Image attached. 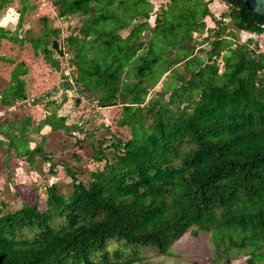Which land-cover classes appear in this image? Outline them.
Segmentation results:
<instances>
[{"label":"trees","instance_id":"16d2710c","mask_svg":"<svg viewBox=\"0 0 264 264\" xmlns=\"http://www.w3.org/2000/svg\"><path fill=\"white\" fill-rule=\"evenodd\" d=\"M209 1L166 0L154 9L152 0H51L57 16L80 17V34L65 38L76 99L90 94L101 107L119 100V124L130 135L90 143L101 165L87 182L69 163L50 162L70 177V190L52 182L44 208L24 203L0 213V264H136L137 248L168 254L187 230L210 233V264H232L235 251L264 264V50L252 37L228 39L223 21L257 35L264 26L231 3L214 17ZM207 16L216 24L207 26ZM47 41L43 55L61 69ZM199 41L209 47L197 53ZM50 43L65 55L62 42ZM13 76L11 97L23 99ZM51 115L41 125H62ZM37 152L51 160L39 145L23 155ZM111 242L125 250L107 251Z\"/></svg>","mask_w":264,"mask_h":264},{"label":"rangeland","instance_id":"374dc122","mask_svg":"<svg viewBox=\"0 0 264 264\" xmlns=\"http://www.w3.org/2000/svg\"><path fill=\"white\" fill-rule=\"evenodd\" d=\"M165 1L152 0L154 9ZM208 6L214 17L228 10V5L219 0H210ZM153 18L152 14L149 17L151 24ZM223 22L224 30H230L226 33L228 39L241 42L252 37L259 49L264 50V33L257 35L239 29L231 30L232 21L228 17ZM80 23L77 14L66 18L57 16L51 0H0V213L14 210L24 203L36 202L44 208L45 187L48 184L56 182L62 192L70 190V177L60 166L52 168L50 162L69 163L75 168L77 177L87 182L88 170L101 165V162L92 159L90 143L100 138L107 139L110 133L122 138L130 135L129 128L119 124L122 118L119 100L114 105L101 107L96 105L90 94H81L77 100L75 84V88L68 92L58 90L61 87V70L66 72V58L71 56L66 49L65 38L79 35ZM205 23L207 26L216 24L209 16L205 17ZM126 32L122 30L120 33L124 35ZM52 39L62 42L65 56L60 57L50 48ZM44 40L52 58L59 59L61 69L45 59L42 51ZM199 42L195 49L197 53L199 48L209 47L206 41ZM218 64L221 69V62L218 61ZM67 68L71 72V65ZM14 73L22 81L23 99L11 97L10 91L18 88L13 79ZM49 114L62 125L52 129L49 125H41V120ZM75 126L81 127V130ZM34 145H39L46 158L51 160L43 159L40 152L27 159L23 152ZM116 248L124 249L122 244L111 242L106 250L112 252ZM137 250L141 261L136 264H210L215 253L209 232L192 234L190 230L173 242L168 254L158 253L149 245ZM232 254V264H247L245 251Z\"/></svg>","mask_w":264,"mask_h":264},{"label":"water","instance_id":"95a60500","mask_svg":"<svg viewBox=\"0 0 264 264\" xmlns=\"http://www.w3.org/2000/svg\"><path fill=\"white\" fill-rule=\"evenodd\" d=\"M233 4L254 22L264 26V0H219Z\"/></svg>","mask_w":264,"mask_h":264},{"label":"built area","instance_id":"2783aa9c","mask_svg":"<svg viewBox=\"0 0 264 264\" xmlns=\"http://www.w3.org/2000/svg\"><path fill=\"white\" fill-rule=\"evenodd\" d=\"M64 54L66 55V53L64 52ZM64 55V56H65ZM67 59V58H66ZM67 66H69V64L67 63L66 64V72L65 73H63L64 74V79L68 82V84H69V87H65L64 85H61V87H59L58 88V90L59 91H65V92H68V91H70V89H74L75 88V86H74V82H73V80H72V78L69 76V70H68V68H67Z\"/></svg>","mask_w":264,"mask_h":264}]
</instances>
